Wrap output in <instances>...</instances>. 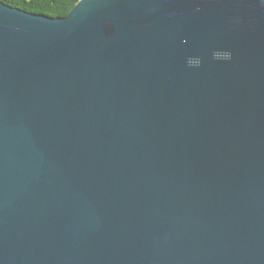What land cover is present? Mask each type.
Listing matches in <instances>:
<instances>
[{
	"label": "water",
	"instance_id": "95a60500",
	"mask_svg": "<svg viewBox=\"0 0 264 264\" xmlns=\"http://www.w3.org/2000/svg\"><path fill=\"white\" fill-rule=\"evenodd\" d=\"M0 264H264V0L0 2Z\"/></svg>",
	"mask_w": 264,
	"mask_h": 264
},
{
	"label": "trees",
	"instance_id": "16d2710c",
	"mask_svg": "<svg viewBox=\"0 0 264 264\" xmlns=\"http://www.w3.org/2000/svg\"><path fill=\"white\" fill-rule=\"evenodd\" d=\"M80 0H0V2L29 13L63 18L70 14Z\"/></svg>",
	"mask_w": 264,
	"mask_h": 264
}]
</instances>
